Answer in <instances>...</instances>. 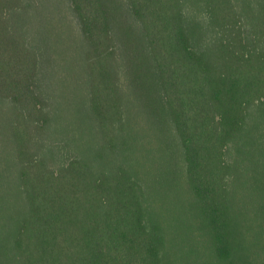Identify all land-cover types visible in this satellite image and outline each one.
I'll list each match as a JSON object with an SVG mask.
<instances>
[{
  "label": "trees",
  "instance_id": "trees-1",
  "mask_svg": "<svg viewBox=\"0 0 264 264\" xmlns=\"http://www.w3.org/2000/svg\"><path fill=\"white\" fill-rule=\"evenodd\" d=\"M67 1L58 137V43L24 32L39 0H0V264H167L174 184L219 263L264 264V183L237 193L251 147L264 169V0Z\"/></svg>",
  "mask_w": 264,
  "mask_h": 264
},
{
  "label": "rangeland",
  "instance_id": "rangeland-1",
  "mask_svg": "<svg viewBox=\"0 0 264 264\" xmlns=\"http://www.w3.org/2000/svg\"><path fill=\"white\" fill-rule=\"evenodd\" d=\"M39 1L38 7L29 8L30 13L26 18L24 32L36 35L40 44L43 43L41 38L45 35L58 43L60 54L59 57H56V63L60 64L62 72L54 75L68 74V76L63 77L64 83L63 85L61 83L63 88L57 89L61 95L58 104L62 107L58 112L56 126L60 129L58 137H68V94L71 92V88H68V80L76 76L74 67L81 63L78 50H81L82 45L78 39L77 24L68 7V1ZM80 94L81 92H78V95ZM127 115L129 123L132 122V127L137 126L136 119L131 120L134 111L127 110ZM4 125L3 113L0 109V137L8 136L5 135L6 127ZM259 152L260 150L255 146L251 147L250 153L244 160L245 170L243 169L238 176L240 179L245 177L242 181V189H237V193L242 192V195H245V200L246 194L249 200L254 198L262 200L263 198L257 194L260 193V189L254 188L256 183L252 180V177L259 175V183H264V169L259 161ZM1 170H3V164L0 161ZM153 199L155 201L160 200L158 209L164 216V225L167 228L169 253L166 259L167 264H221L212 255L210 239L202 228L198 215L195 216L187 204L188 197H186L180 184L172 185L171 189L164 193L158 191Z\"/></svg>",
  "mask_w": 264,
  "mask_h": 264
}]
</instances>
